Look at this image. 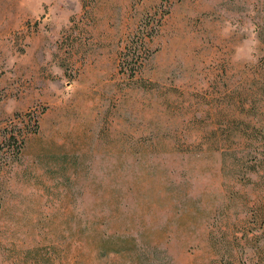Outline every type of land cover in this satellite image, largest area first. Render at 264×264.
<instances>
[{
	"label": "rangeland",
	"instance_id": "374dc122",
	"mask_svg": "<svg viewBox=\"0 0 264 264\" xmlns=\"http://www.w3.org/2000/svg\"><path fill=\"white\" fill-rule=\"evenodd\" d=\"M0 264H264V0H0Z\"/></svg>",
	"mask_w": 264,
	"mask_h": 264
},
{
	"label": "trees",
	"instance_id": "16d2710c",
	"mask_svg": "<svg viewBox=\"0 0 264 264\" xmlns=\"http://www.w3.org/2000/svg\"><path fill=\"white\" fill-rule=\"evenodd\" d=\"M10 136H11V138L14 139V142L17 143V141H18L17 135L16 134H11ZM16 150H18V148Z\"/></svg>",
	"mask_w": 264,
	"mask_h": 264
}]
</instances>
